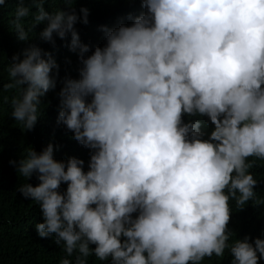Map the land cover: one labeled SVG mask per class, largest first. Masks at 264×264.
Segmentation results:
<instances>
[{
	"label": "clouds",
	"instance_id": "obj_1",
	"mask_svg": "<svg viewBox=\"0 0 264 264\" xmlns=\"http://www.w3.org/2000/svg\"><path fill=\"white\" fill-rule=\"evenodd\" d=\"M8 2L0 0V24ZM16 2L9 23L18 40L45 21L40 40L55 47L56 37L71 36L81 67L79 79L63 82L58 123L90 150L87 171L83 159L56 160L51 142L10 161L18 176L39 180L18 188L40 208L39 237L54 236L67 256L78 251L76 264L90 255L201 264L226 249L231 264H259L264 239L229 244L228 226L230 201L242 210L254 200L249 169L264 161V0H139L144 11L130 14V25L102 27L104 46L87 56L75 25L89 23L88 8L77 14L63 0L68 10L50 13V0ZM22 56H12L3 88L18 90L11 118L33 130L60 65L37 44Z\"/></svg>",
	"mask_w": 264,
	"mask_h": 264
},
{
	"label": "trees",
	"instance_id": "obj_2",
	"mask_svg": "<svg viewBox=\"0 0 264 264\" xmlns=\"http://www.w3.org/2000/svg\"><path fill=\"white\" fill-rule=\"evenodd\" d=\"M16 0H10L3 6L2 24H0V264H60L62 259H69L71 264H76L78 251L72 256H67L63 245L55 242V237H39L35 225L43 222L42 213L35 201L25 199L18 192V188L31 183L33 186L39 184L34 174L28 181L23 176H18L16 166L10 161L17 163L27 155L28 151L34 149L41 152L50 142L54 144V158L58 161H67L71 157H77L85 161V171L90 159V150L84 148L79 142L72 139V133L62 124L58 123L59 115V92L66 78L79 79L81 67L78 52L70 50L71 36L61 40L56 37V45L39 39V33L46 27L43 22L29 32V41H20L14 33L9 21L14 18L17 7ZM25 6L29 4L25 3ZM80 14L81 8L89 9V23L87 25L78 22L75 27L79 32L81 42L90 46L89 53L97 46H104L105 39L102 27H119L121 23L130 25L128 16L141 14L142 8L139 0H73L70 5ZM50 13L58 9L68 10V5L63 0H50L44 5ZM35 8H32V12ZM32 16L25 18L26 29L30 26ZM30 44H37L45 51L52 53L60 65L57 86L50 90L42 98L39 106L40 119L33 130H25L23 126L11 118V99L18 96L17 89L6 90L4 84L10 83L8 76V65L13 55L21 54ZM55 76V70H53ZM185 121L193 119L185 116ZM207 121V117L201 118ZM214 126L206 123L204 130L210 132ZM254 158H249V162ZM258 184L254 191L256 196L249 201L242 210H239L234 200L230 201L232 210L229 230L233 233L228 243H234L236 239L249 237V242L256 238L264 239V161L256 160L255 166L249 169ZM67 185L61 186V191L66 190ZM94 248L95 245H90ZM259 255V254H258ZM232 257L229 250H225L222 257L213 255L205 258L201 264H231ZM87 264H110L109 261H101L90 255ZM259 264H264L261 258Z\"/></svg>",
	"mask_w": 264,
	"mask_h": 264
}]
</instances>
